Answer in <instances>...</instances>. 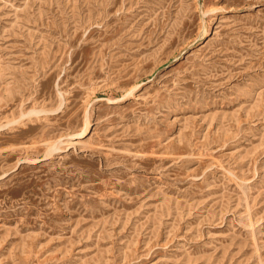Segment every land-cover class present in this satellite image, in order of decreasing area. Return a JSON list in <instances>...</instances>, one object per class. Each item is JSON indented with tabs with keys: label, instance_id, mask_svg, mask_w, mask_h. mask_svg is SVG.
I'll list each match as a JSON object with an SVG mask.
<instances>
[{
	"label": "rangeland",
	"instance_id": "obj_1",
	"mask_svg": "<svg viewBox=\"0 0 264 264\" xmlns=\"http://www.w3.org/2000/svg\"><path fill=\"white\" fill-rule=\"evenodd\" d=\"M0 264H264V0H0Z\"/></svg>",
	"mask_w": 264,
	"mask_h": 264
}]
</instances>
